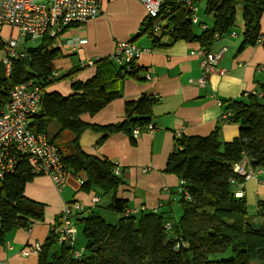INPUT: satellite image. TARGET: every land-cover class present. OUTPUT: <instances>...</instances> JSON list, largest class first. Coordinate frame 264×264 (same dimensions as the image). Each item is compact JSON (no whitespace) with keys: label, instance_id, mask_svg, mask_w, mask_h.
I'll return each mask as SVG.
<instances>
[{"label":"trees","instance_id":"16d2710c","mask_svg":"<svg viewBox=\"0 0 264 264\" xmlns=\"http://www.w3.org/2000/svg\"><path fill=\"white\" fill-rule=\"evenodd\" d=\"M201 2L205 3L204 14L210 18L209 24L198 16ZM263 14L264 0H163L158 15L147 16L133 37L143 35L154 47L169 46L178 40L190 41L209 51L218 38L234 37V29L239 26L242 29L237 51H242L255 46L259 39L264 47ZM77 25L80 24L67 26L64 31ZM194 25L201 31L195 32ZM36 42L32 47H18L23 56L11 61L8 76L0 60V110L8 102L13 86L28 82L37 86L40 98L37 111L29 116V130L45 135L54 144L63 135L70 134L75 153L62 158L64 168L71 174H84L81 189L109 194L106 207L122 215L116 223L105 221L94 211L75 218L74 225L84 238L79 261L69 258L70 249L56 244L49 231L41 244L38 264L264 262V201H259L256 211L249 214L246 199L235 197L231 184V180L237 183L243 180L233 171L237 163L246 160L252 169L264 171V81L244 100L222 102L223 111L231 113L229 121L238 124V135L231 141H221L217 128L205 137L175 140L165 171L180 180L176 195L182 212L177 221L156 211L137 210L127 214L125 200L116 197L122 181L113 173L114 163L84 153L79 139L84 131L90 130L101 134L99 143L118 132L134 140L132 130L151 122L157 98L141 94L135 100L126 101L123 119L117 123L86 124L81 116L94 115L120 98L121 81L125 77H138L139 68L135 62L116 64L112 56L97 58L94 74L85 81L72 82L71 93L64 96L48 90L56 81L54 61L61 56L54 45L55 39L45 34ZM3 50L0 37V53ZM35 176L40 174H35L20 157L0 177V236L14 228L28 229L35 222L43 221L45 205L24 196L25 184ZM182 192L188 193L187 199ZM166 223L170 228H165ZM77 237L78 233L76 240ZM55 246L58 250L52 251ZM222 254L226 259L216 257Z\"/></svg>","mask_w":264,"mask_h":264},{"label":"crops","instance_id":"0c3cea01","mask_svg":"<svg viewBox=\"0 0 264 264\" xmlns=\"http://www.w3.org/2000/svg\"><path fill=\"white\" fill-rule=\"evenodd\" d=\"M145 18L139 0H103L102 12L98 17L70 27L55 41L54 45L59 48L61 56L54 61L56 81L48 90L64 96L70 94L72 82L85 81L94 74L95 65L83 66V63L110 58L117 42L132 40L146 50L134 63L139 68L138 77H125L121 81V97L94 115H82L81 120L92 125L117 123L123 119L126 101L147 94L157 98L150 122L155 129L141 132L137 137L132 136L134 140L122 132L113 133L100 143L101 134L86 130L80 136L79 146L84 153L119 166L122 184L117 188L116 197L125 200L128 210L156 211L173 221L175 208L179 206L176 191L180 180L175 174L166 172L165 165L174 149L175 140L205 137L216 128L223 142H229L238 135V124L221 119L225 104L220 106L217 102L244 100L247 94L256 91L260 77L264 80V47L257 43L237 51L241 35L235 31L234 37L218 38L209 51L217 52L226 47L217 64L219 71L208 77L204 87H199L190 82L200 75V58L190 54L198 48V44L178 40L169 46L154 47L143 35L134 38ZM261 31L264 33V14ZM68 40L75 41L74 48ZM176 132L179 133L178 137ZM71 139L70 134H65L55 142L64 157L75 153ZM255 171L258 174L244 180L243 187L238 189L246 203L247 199L256 202L255 206L251 204L250 209L247 207L249 214L256 211L259 201H264V181L260 178L264 171ZM82 179L83 173H68L62 192L45 175L35 176L25 184L24 196L45 205L44 219L35 222L29 230L14 228L0 236V264H38L37 254L25 257L21 254L22 249L35 242L42 244L58 214L72 202H79L84 207L79 217L94 211L105 221H119L122 215L106 207L110 195L103 194L101 197L97 190L81 189ZM253 182L256 184L255 191L252 189ZM94 196L98 197V202L93 205L91 200ZM103 199L106 202L103 203ZM104 211L113 213L110 220L106 219Z\"/></svg>","mask_w":264,"mask_h":264},{"label":"built area","instance_id":"2783aa9c","mask_svg":"<svg viewBox=\"0 0 264 264\" xmlns=\"http://www.w3.org/2000/svg\"><path fill=\"white\" fill-rule=\"evenodd\" d=\"M102 2L103 0H0V28H8L11 30L10 33L12 30L16 32V37L10 35L4 42L6 53L2 63L5 75H9L11 61L23 56L18 50L20 40L27 38L30 41H38L47 34L57 42L65 27L82 24L101 14ZM140 2L145 9L146 17H156L163 0ZM68 42L75 45L73 40ZM145 51L134 41H120L115 44L112 59L116 64L127 65L135 62ZM225 51V47L217 52L203 48L191 51V55L200 58V75L190 82L204 87L208 77L218 68V61ZM91 61L93 62H89V65H94L95 59ZM39 98L40 90L31 82L18 84L10 89L8 102L0 110V177L21 157L35 174L48 175L58 191L62 192L65 190V179L69 172L64 168L60 148L51 143L45 135L33 133L28 128L29 116L37 111ZM217 103L222 105L220 101ZM230 117L229 111H223L221 114V119L225 122L229 121ZM154 129V125L149 123L144 127H135L132 135L137 137L141 132H152ZM176 136H179L178 132ZM233 171L243 179L240 183L231 180L233 188H236L233 191L234 195L242 197L238 189L243 187L244 180L255 177L258 172L252 169L246 160L235 164ZM113 173L116 176L121 173L116 164ZM182 193L187 199L188 193ZM97 202L98 197H92L91 203L94 205ZM135 211L137 210H128L127 214ZM83 212L84 207L79 202L66 205L49 230L56 244L69 248V258L76 261L82 258L83 249L76 247L78 229L74 225V220ZM165 228H170V224L166 223ZM40 250L41 244L35 242L22 249L21 254L25 257L31 254L38 255Z\"/></svg>","mask_w":264,"mask_h":264},{"label":"rangeland","instance_id":"374dc122","mask_svg":"<svg viewBox=\"0 0 264 264\" xmlns=\"http://www.w3.org/2000/svg\"><path fill=\"white\" fill-rule=\"evenodd\" d=\"M140 1V0H139ZM141 3V2H140ZM141 5H142V3H141ZM143 6V5H142ZM204 7H205V3H200L199 4V11H198V16L200 17V19H201V21H203V22H205V23H207V24H209L210 23V18L206 15V14H204ZM143 9H144V7H143ZM144 11H145V9H144ZM91 20V19H90ZM89 21V20H88ZM193 29H194V31L196 32H200L201 30H200V28L198 27V26H195L194 25V27H193ZM241 29H242V27H235V32L238 34V35H241ZM10 31L11 30H9L8 28H2V30H0V37H1V39H2V41L3 42H5L8 38H9V36L11 35L12 37H16V32H15V30H12V32L10 33ZM59 38V37H58ZM131 41V40H130ZM68 42V41H67ZM81 42H83V41H81ZM20 45L21 46H27V47H32V46H34L35 44H37V42L36 41H30V40H28V41H23V40H20ZM69 43V42H68ZM260 43V42H259ZM70 45V44H69ZM76 45V44H75ZM75 45H70L72 48H74L75 47ZM142 49H144V48H142ZM5 53H6V51L5 50H3V52L2 53H0V60H4V57H5ZM89 62H93V61H91V60H89V61H87L86 63H83V66L85 65V66H92V65H89ZM95 65V64H94ZM93 65V66H94ZM219 71V69L217 68L216 69V71L214 72V73H216V72H218ZM147 75H148V73H146ZM264 80H263V78H261L260 77V80H259V83H261V82H263ZM64 157V156H63ZM45 176H47V177H49L48 175H45ZM50 178V177H49ZM260 178L264 181V172L262 173V175L260 176ZM50 180H51V182L53 183V181H52V179L50 178ZM249 184V183H248ZM53 185H54V187L57 189V187H56V185L53 183ZM253 190L255 191V186H256V184L253 182ZM251 189V190H252ZM58 190V189H57ZM100 195H101V197H103L104 195L102 194V192H100ZM104 201H103V203L104 202H106L105 201V199H103ZM255 201V200H254ZM253 203V205L255 206V203L256 202H252V200L250 201V200H248L247 199V207H248V209H250V207H252L251 206V204ZM181 212H182V210H181V208L179 207V206H176V208H175V213H174V221H177V219L180 217V215H181ZM104 213H105V215H106V219L108 220H110L111 219V216H112V212L111 211H104ZM108 222V221H107ZM109 223H111V222H109ZM83 245H84V238H83V235H82V233H81V231L79 230V232H78V237H77V240H76V247L77 248H80L81 249V247H83ZM54 250H58V247L57 246H55V248H52V251H54ZM218 259H226V255H224V254H222V255H218V256H216ZM254 264H264V262H260V263H254Z\"/></svg>","mask_w":264,"mask_h":264}]
</instances>
